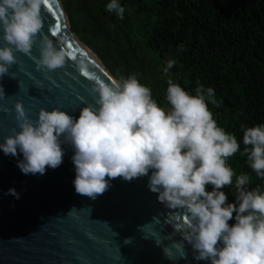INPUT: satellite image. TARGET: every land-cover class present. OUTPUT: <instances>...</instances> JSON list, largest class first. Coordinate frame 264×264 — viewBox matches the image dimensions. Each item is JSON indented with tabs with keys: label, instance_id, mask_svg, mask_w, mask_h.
I'll return each instance as SVG.
<instances>
[{
	"label": "clouds",
	"instance_id": "9594fccd",
	"mask_svg": "<svg viewBox=\"0 0 264 264\" xmlns=\"http://www.w3.org/2000/svg\"><path fill=\"white\" fill-rule=\"evenodd\" d=\"M44 4L45 0H0V78L9 76V69L18 63L16 53L32 59L38 71L65 66V51L42 33ZM106 10L123 19L125 9L119 0H110ZM38 34L39 58L32 55ZM176 63L175 59L167 61L166 76ZM79 70L86 71L82 63ZM10 77L15 79V73ZM92 79L94 104L81 108L78 118L53 108L40 109L33 121L16 102L19 131L13 129L3 139L0 151L5 156L22 154L17 167L24 175H44L48 168L62 164L63 137V143L74 150L75 192L93 201L109 189L110 180L130 182L151 172L148 186L158 202L168 209L186 210V219L175 230L191 245L193 259L210 264H264V189L257 185L248 190L249 176L236 175L228 165V158L240 152V144L234 134L218 126L208 107L209 103L219 107L214 89L197 82L192 95L168 79L169 107L164 109L135 74L110 82ZM4 96L0 87V100ZM241 128V155L247 157L255 175L264 179V125ZM234 178L236 202L228 203L221 189L232 186ZM209 185L211 191L206 190ZM8 194L19 198L14 189ZM172 248L185 258L182 244L173 243ZM163 251L173 259L168 248Z\"/></svg>",
	"mask_w": 264,
	"mask_h": 264
},
{
	"label": "water",
	"instance_id": "95a60500",
	"mask_svg": "<svg viewBox=\"0 0 264 264\" xmlns=\"http://www.w3.org/2000/svg\"><path fill=\"white\" fill-rule=\"evenodd\" d=\"M41 16L43 35L65 51L66 63L51 72L38 71L32 59L16 53L18 63L9 76L0 78L5 93L0 107L8 109L0 110V143L13 129L19 131L16 102L33 121L40 109L53 108L78 118L81 108L94 104L92 77L105 82L114 78L71 31L61 0H47ZM56 22L60 31L52 35ZM40 39L38 34L32 48L37 58ZM81 63L85 72L79 70ZM13 73L15 79L10 77ZM61 140L63 162L44 175H24L17 167L22 154L5 156L0 151V264H210L193 259L191 245L175 230L186 219V210L158 202L148 186L151 172L130 182L110 180L109 189L93 201L75 192L74 150ZM9 189L19 198L8 194ZM173 243L183 245L185 258L179 257ZM164 248L173 259L166 257Z\"/></svg>",
	"mask_w": 264,
	"mask_h": 264
},
{
	"label": "trees",
	"instance_id": "16d2710c",
	"mask_svg": "<svg viewBox=\"0 0 264 264\" xmlns=\"http://www.w3.org/2000/svg\"><path fill=\"white\" fill-rule=\"evenodd\" d=\"M109 2L61 0L71 31L111 75L135 74L161 108L169 107L168 79L192 95L197 82L214 89L219 107H208L240 144L227 163L236 175L249 176L248 190L264 189L241 155V125H264V0H119L123 19L106 10ZM169 59L177 63L166 76ZM234 180L221 189L228 203L236 202Z\"/></svg>",
	"mask_w": 264,
	"mask_h": 264
},
{
	"label": "snow or ice",
	"instance_id": "6c2138e0",
	"mask_svg": "<svg viewBox=\"0 0 264 264\" xmlns=\"http://www.w3.org/2000/svg\"><path fill=\"white\" fill-rule=\"evenodd\" d=\"M45 4H47V0H45ZM59 31H60L59 23L56 22V28L55 31L52 32V35H56ZM72 58L75 59V57Z\"/></svg>",
	"mask_w": 264,
	"mask_h": 264
},
{
	"label": "bare ground",
	"instance_id": "6f19581e",
	"mask_svg": "<svg viewBox=\"0 0 264 264\" xmlns=\"http://www.w3.org/2000/svg\"><path fill=\"white\" fill-rule=\"evenodd\" d=\"M84 49H86L93 57H94V55L87 49V48H85L84 46H82ZM95 58V57H94Z\"/></svg>",
	"mask_w": 264,
	"mask_h": 264
}]
</instances>
